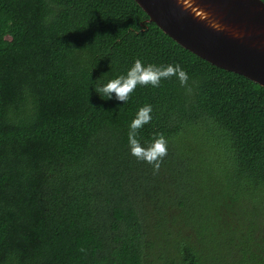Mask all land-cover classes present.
Segmentation results:
<instances>
[{"label":"trees","instance_id":"obj_1","mask_svg":"<svg viewBox=\"0 0 264 264\" xmlns=\"http://www.w3.org/2000/svg\"><path fill=\"white\" fill-rule=\"evenodd\" d=\"M136 59L188 83L95 91ZM144 105L155 174L128 144ZM0 264H264V87L134 0H0Z\"/></svg>","mask_w":264,"mask_h":264},{"label":"water","instance_id":"obj_2","mask_svg":"<svg viewBox=\"0 0 264 264\" xmlns=\"http://www.w3.org/2000/svg\"><path fill=\"white\" fill-rule=\"evenodd\" d=\"M148 20L200 58L264 87V2L134 0Z\"/></svg>","mask_w":264,"mask_h":264},{"label":"clouds","instance_id":"obj_3","mask_svg":"<svg viewBox=\"0 0 264 264\" xmlns=\"http://www.w3.org/2000/svg\"><path fill=\"white\" fill-rule=\"evenodd\" d=\"M173 76L177 77L182 87L187 85L188 74L180 65L156 66L148 64L145 66L140 59H136L126 75H120L108 81L106 85L96 87L95 91L107 99H111L114 93L118 101L126 103L137 85L159 87L162 79H169ZM188 90L191 91L190 88ZM151 112V105H144L138 110L130 124L128 144L131 155L138 161L150 164L155 174L159 172L163 159L168 154L167 139L163 133H155L152 141L147 145H142L137 139L138 130L151 121Z\"/></svg>","mask_w":264,"mask_h":264}]
</instances>
